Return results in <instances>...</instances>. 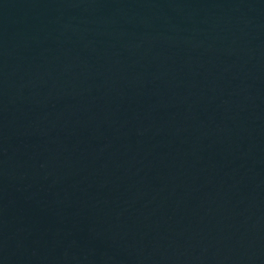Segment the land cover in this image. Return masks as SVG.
Masks as SVG:
<instances>
[{"label": "water", "instance_id": "95a60500", "mask_svg": "<svg viewBox=\"0 0 264 264\" xmlns=\"http://www.w3.org/2000/svg\"><path fill=\"white\" fill-rule=\"evenodd\" d=\"M0 264H264V0H0Z\"/></svg>", "mask_w": 264, "mask_h": 264}]
</instances>
